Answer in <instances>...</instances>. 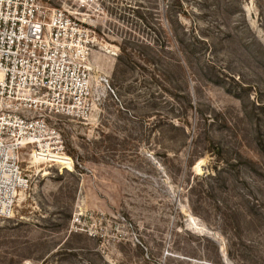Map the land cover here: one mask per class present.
Listing matches in <instances>:
<instances>
[{"label": "rangeland", "instance_id": "1", "mask_svg": "<svg viewBox=\"0 0 264 264\" xmlns=\"http://www.w3.org/2000/svg\"><path fill=\"white\" fill-rule=\"evenodd\" d=\"M68 4L89 110L23 154L0 264H264V0Z\"/></svg>", "mask_w": 264, "mask_h": 264}, {"label": "built area", "instance_id": "2", "mask_svg": "<svg viewBox=\"0 0 264 264\" xmlns=\"http://www.w3.org/2000/svg\"><path fill=\"white\" fill-rule=\"evenodd\" d=\"M70 1L0 0L1 218L15 216L18 195L28 187L26 151L51 164L66 154L50 118L89 110L93 40Z\"/></svg>", "mask_w": 264, "mask_h": 264}]
</instances>
